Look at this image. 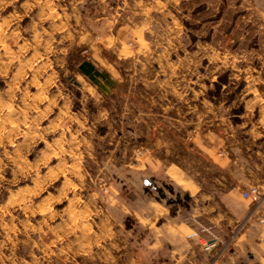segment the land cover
Instances as JSON below:
<instances>
[{
  "label": "crops",
  "instance_id": "obj_1",
  "mask_svg": "<svg viewBox=\"0 0 264 264\" xmlns=\"http://www.w3.org/2000/svg\"><path fill=\"white\" fill-rule=\"evenodd\" d=\"M90 1L99 14L83 21L90 56L79 62L75 84L87 86L97 99L122 86L124 111L130 109V93L138 94L133 107L138 110L139 138L156 147L177 140L183 127L188 135L189 127L202 124V145L195 146L205 160L219 158L220 190L228 192H220L213 203L201 201L195 195L204 183H196L178 166L169 167L166 173L185 179L180 184L191 193L185 209L189 217L175 221L178 209L170 218L162 199L142 202L138 218L144 236L133 252L125 241L118 243L120 232L109 210L115 199L94 193L66 199L60 216L64 211L67 217L60 219L58 239L60 247L69 241L59 249L60 263L264 264V228L229 240L247 214L238 205L237 192L264 189V0ZM227 71L243 83L241 92L232 102L206 97ZM227 88L226 96L236 89ZM239 108V114L231 113ZM103 121L109 123L104 112L90 126L80 121L81 140L89 134L91 140L106 138L108 132L96 135ZM260 207L264 209V202ZM190 232L198 234L200 243ZM204 241L214 243V250L204 251Z\"/></svg>",
  "mask_w": 264,
  "mask_h": 264
},
{
  "label": "rangeland",
  "instance_id": "obj_2",
  "mask_svg": "<svg viewBox=\"0 0 264 264\" xmlns=\"http://www.w3.org/2000/svg\"><path fill=\"white\" fill-rule=\"evenodd\" d=\"M97 8L90 0H0V264H62L59 249L69 239L60 247L58 232L60 219L67 217L64 211L60 216L66 199L92 193L115 199L109 210L120 232L118 243L125 241L133 252L144 236L138 218L142 202L162 199L170 218L178 209L175 221L189 217L185 209L191 193L180 184L185 179L166 173L169 167L178 166L196 183H204L195 195L201 201L213 203L220 192H228L220 190L219 158L207 161L195 146L202 145V124L189 127L188 135L181 127L177 140L156 147L139 138L138 110L133 107L138 94L130 93V109L124 111L122 86L97 99L87 86L75 84L79 62L90 56L83 21L91 22ZM214 84L205 96L216 101L227 97L232 102L243 88L228 71ZM226 86L236 89L226 96ZM101 112L109 123L98 122L96 135L108 136L91 140L89 134L82 141L80 121L90 126ZM231 113L239 114L240 108ZM123 120L127 124L121 126ZM236 195L247 214L229 240L254 230L244 226L235 236L237 226L256 208L252 203L246 207L248 201ZM190 235L198 239L197 233Z\"/></svg>",
  "mask_w": 264,
  "mask_h": 264
},
{
  "label": "built area",
  "instance_id": "obj_3",
  "mask_svg": "<svg viewBox=\"0 0 264 264\" xmlns=\"http://www.w3.org/2000/svg\"><path fill=\"white\" fill-rule=\"evenodd\" d=\"M223 153L224 151H222L220 154ZM241 195L244 200H249L252 204L256 206V208L249 213V217L245 221V224L240 223V225L237 226L235 236L241 233L244 226H249L254 230H260L264 227V210H262L260 207L264 202V195L261 192V189L257 186H252L247 190H244ZM202 246L204 248V251L206 252H211L215 248V244L210 243L209 241H204L202 243Z\"/></svg>",
  "mask_w": 264,
  "mask_h": 264
},
{
  "label": "flooded vegetation",
  "instance_id": "obj_4",
  "mask_svg": "<svg viewBox=\"0 0 264 264\" xmlns=\"http://www.w3.org/2000/svg\"><path fill=\"white\" fill-rule=\"evenodd\" d=\"M169 191H172L173 194H174V190H172V189L169 188ZM160 194L163 196V192L160 191ZM186 199H187V198H186Z\"/></svg>",
  "mask_w": 264,
  "mask_h": 264
},
{
  "label": "bare ground",
  "instance_id": "obj_5",
  "mask_svg": "<svg viewBox=\"0 0 264 264\" xmlns=\"http://www.w3.org/2000/svg\"><path fill=\"white\" fill-rule=\"evenodd\" d=\"M185 187H187V185H185Z\"/></svg>",
  "mask_w": 264,
  "mask_h": 264
}]
</instances>
